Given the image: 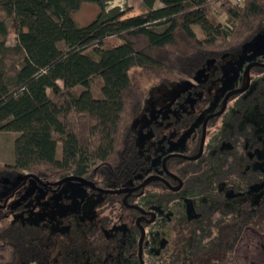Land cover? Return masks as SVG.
Wrapping results in <instances>:
<instances>
[{"label":"trees","instance_id":"1","mask_svg":"<svg viewBox=\"0 0 264 264\" xmlns=\"http://www.w3.org/2000/svg\"><path fill=\"white\" fill-rule=\"evenodd\" d=\"M109 1L0 0V132L12 122L19 127L14 161L0 165V264H81L72 252L78 248L88 256L87 264H141L137 219L142 213L123 203L124 194H102L106 204L97 207L85 247L58 239L29 219H12L17 212L30 213V207L26 200L15 208L10 203L30 179L46 191L62 188L55 184L68 177L118 190L130 180L139 186L152 175L168 184L155 180L127 198L147 213L166 214L161 226L147 222L151 214L141 221L145 264H237L245 228L264 227V159L259 156L264 120L257 123L252 115L256 110L264 118V80L232 95L224 113L209 120L199 159H167L166 170L174 177L153 170L151 159L140 152L133 123L154 86L192 79L209 61L242 54L264 31V0H142L138 13L107 10ZM84 3L100 11L79 27L73 14ZM217 15L225 16L226 25ZM10 21L13 45L8 44ZM111 38L120 43L106 47ZM77 86L84 90L76 92ZM199 103L203 109L209 101ZM223 103L222 98L216 111ZM202 127L190 136L184 155L199 153ZM186 191H194L198 200L191 220L181 202ZM107 209L115 215H104ZM153 231L166 245L147 263Z\"/></svg>","mask_w":264,"mask_h":264},{"label":"rangeland","instance_id":"2","mask_svg":"<svg viewBox=\"0 0 264 264\" xmlns=\"http://www.w3.org/2000/svg\"><path fill=\"white\" fill-rule=\"evenodd\" d=\"M142 0H111L107 3V10L117 4H123L124 10L138 13L142 10ZM160 6V5H157ZM99 7L93 3H84L80 10L73 14V19L79 27H85L94 21L99 14ZM217 20L226 25V18L217 15ZM10 36L8 44L15 43L14 26L9 23ZM116 38L106 42V47L113 46ZM253 63L264 64V31L237 56H228L221 62L209 61L207 66L199 70L195 77L180 83L160 84L154 86L146 99L144 109L136 117L133 128L137 132V143L140 152L152 161L153 170L161 173L164 158L171 154H184L190 136L197 132L207 116L217 112L220 100L234 90L241 88L247 77V71ZM250 69L251 82L257 85L264 80V71L256 72ZM102 83V79L97 84ZM245 84V83H244ZM243 84V85H244ZM83 87L77 86L75 91L80 93ZM200 101H209L206 108H200ZM228 105V104H227ZM232 107L234 104L232 102ZM250 115V111L247 113ZM257 123L264 118L259 117L256 110H252ZM262 125V124H261ZM19 135V127L15 122L8 126L7 132H0V165L13 163L14 141ZM207 135V134H206ZM57 156H60L58 146ZM260 158L264 159V150L260 151ZM140 177V176H139ZM134 181L130 180L124 189L132 188ZM261 186L256 185L254 192L259 193ZM27 201L30 213L24 215L17 212L12 215L15 220H27L41 224L48 232L64 238L69 243L80 241L85 247L89 240V233L96 225L97 207L106 204V197L101 193L86 188L78 182H67L56 191H46L34 179L27 183L24 193L18 199L12 200L10 207L15 208L22 201ZM185 218L191 220L196 217L198 203L194 191H186L181 196ZM107 209L104 215L113 216L115 210ZM166 214L158 210L156 223L164 225ZM89 237V238H88ZM152 245L145 250L146 262H151L166 245V239L161 238L156 231L150 232ZM60 252L56 248V253ZM73 252V257H80L81 264L88 263V256L79 248Z\"/></svg>","mask_w":264,"mask_h":264},{"label":"water","instance_id":"3","mask_svg":"<svg viewBox=\"0 0 264 264\" xmlns=\"http://www.w3.org/2000/svg\"><path fill=\"white\" fill-rule=\"evenodd\" d=\"M254 66H259V67L264 68V64H261V63H253L249 67V69L247 71V77H246L245 84L241 88L229 92L225 96V98H224V103H223V107L221 108V110L218 111V112H216V113H214V114H210L205 119V121L203 123V127H202V136H201L200 151H199V153L196 156H186L184 154H171V155H168L166 158H164L163 164H162L163 170H164L165 173H167L168 175L174 177L172 174H170V173L167 172L166 167H165V164H166V161H167L168 158H171V157H181V158H185V159H188V160H197V159H199L202 156V154L204 152V146H205V140H206V133H207V124H208L209 120L212 117H214V116H220L221 114L224 113V111L227 108L228 100H229V98L232 95L237 94V93H242V92H245V91L248 90V88L250 87V83H251L250 69H251V67H254ZM25 178H28V176H25ZM155 180L164 181V182L167 183V181H165L163 177H161L159 175H152V176L148 177L145 181H143L139 186H135V187H132V188H129V189L103 190V189L96 188L92 182L86 181V180H84L82 178H78V177H68L66 179L61 180L60 182H58L55 185L62 186V185H64L67 182H73L74 181V182H79L80 184H82L84 186H87V187H89V188H91V189H93V190H95V191H97V192H99L101 194H116V195H122V194H124L125 196L123 198V203L127 207L136 208V209L140 210L141 213H142V216L137 219V224L139 225L140 230H141V236H140V239H139L138 256H139V259H140V263L141 264H145V261H144L143 256H142V252H143V244H144L145 237H146V231H145V228L142 226L141 221L142 220H145V215L146 214H151L152 215V219L149 220L148 222L149 223H152L156 219V214L155 213H147V212L143 211L141 208H139L138 206L129 205L127 203V198H128V196L130 194H132V193L140 190L141 188L145 187L146 185L150 184L151 182H153ZM181 186H182V182H180V185L178 187H171V188L174 191H177V190H179L181 188Z\"/></svg>","mask_w":264,"mask_h":264},{"label":"flooded vegetation","instance_id":"4","mask_svg":"<svg viewBox=\"0 0 264 264\" xmlns=\"http://www.w3.org/2000/svg\"><path fill=\"white\" fill-rule=\"evenodd\" d=\"M261 224H264V220L261 221ZM236 260L237 264H264V227L245 228L236 250Z\"/></svg>","mask_w":264,"mask_h":264},{"label":"built area","instance_id":"5","mask_svg":"<svg viewBox=\"0 0 264 264\" xmlns=\"http://www.w3.org/2000/svg\"><path fill=\"white\" fill-rule=\"evenodd\" d=\"M237 1H239V0H237ZM115 7H119L123 10V4H117V5H115Z\"/></svg>","mask_w":264,"mask_h":264}]
</instances>
